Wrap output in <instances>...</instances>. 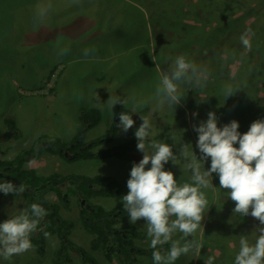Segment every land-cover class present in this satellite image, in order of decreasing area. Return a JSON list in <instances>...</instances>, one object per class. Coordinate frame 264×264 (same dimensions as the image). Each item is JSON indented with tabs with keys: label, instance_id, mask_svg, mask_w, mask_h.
<instances>
[{
	"label": "rangeland",
	"instance_id": "1",
	"mask_svg": "<svg viewBox=\"0 0 264 264\" xmlns=\"http://www.w3.org/2000/svg\"><path fill=\"white\" fill-rule=\"evenodd\" d=\"M42 1L43 5L30 6L24 18L12 13V17L0 14V132L8 130L6 121L11 123V129L18 131V138L6 143V158L31 148L41 135L55 137L59 144L69 145L78 132L79 123L75 121H79V113L92 108L100 112L101 119L85 132L83 143L103 136L112 121V111L105 104L110 96L127 99L125 106L118 105L132 112L135 125L126 134L120 130L112 141L92 144V154L98 155L122 142L136 140L134 132L142 123L140 115H143L148 116L153 125L150 139L172 146L178 158L181 145L190 144L189 153L193 151L199 157L198 135L193 127L199 126L197 118L200 115H207L205 106L196 109L204 95L201 87L195 82L182 83L181 99L173 108L167 102L159 103L155 89L160 76L170 74V66L177 56L184 55L192 62L199 59L205 34L194 40L191 35L200 32V25L192 31L189 18L183 14L168 16L167 10L160 8L161 2L153 3V0ZM231 1L224 0L225 4ZM43 9L46 14L41 12ZM227 15L230 14L226 13L223 18ZM245 24L238 34L249 32L248 22ZM225 40L223 36L218 38L214 50ZM232 41L234 38L227 42ZM190 45L199 53L190 52ZM71 59L79 60L65 64ZM58 63L65 67L60 68ZM254 100L258 109H263L264 99L255 94ZM194 113L198 115L194 117ZM142 158L136 146L129 151L127 159L89 157L67 161L58 154L42 153L24 167L34 169L39 176L112 178L117 182L119 194L89 202L111 210L123 209L120 200L128 193L126 182L131 167ZM185 163L179 158L176 165L171 161L165 165V170L173 172L181 184L191 182L192 173L184 168ZM204 166L207 170L210 158ZM212 184L213 187L203 189L208 207L201 228L195 234L201 244L200 252L191 251L175 264H204L210 256L214 257V264H226L227 255L238 253L241 235L247 237L250 229L261 226L250 215L244 217L234 213L235 203L227 196L229 190L220 188L216 174H213ZM63 188L61 194L67 196L70 191ZM47 198L59 206L60 217L74 223L69 239L81 252L65 247L64 255L63 251L58 254V239L43 236V256L32 247L10 260L0 256V264H92L83 260L82 253L95 264H120L115 253L110 254L111 259H106L102 249H90L91 235L82 228L79 218V210L86 203L80 207L72 195H68L64 202L69 206L66 210L52 193ZM27 205L25 199L0 193V223L18 215ZM144 224L143 220L131 224L126 218L114 228L121 230L123 226H132L145 235L144 239H133V246L152 249ZM173 239H181V234L177 233ZM249 241L252 242L251 237ZM169 248L170 244H165L162 251ZM132 260L133 264H153L152 256L148 255L133 254Z\"/></svg>",
	"mask_w": 264,
	"mask_h": 264
},
{
	"label": "trees",
	"instance_id": "2",
	"mask_svg": "<svg viewBox=\"0 0 264 264\" xmlns=\"http://www.w3.org/2000/svg\"><path fill=\"white\" fill-rule=\"evenodd\" d=\"M149 1L146 0V2ZM196 1L153 0L151 2H161L160 8L166 9L169 13L168 16L174 17L177 14H183L186 19L189 18L192 31L196 27L199 29L200 25V32H193L191 39L194 40L196 36L205 34L201 41L202 50L199 53L195 51L193 45L189 46L190 52L199 53V59H196L194 63L207 72V78L202 82L203 86H200V91L204 95L201 97V103L196 104V109L205 106L207 114L208 112H215L218 118V127L236 120L240 125L238 131L244 134L254 121L264 119L262 114L264 107L258 109L254 100L255 94L264 99V0H232L229 4H225L224 0ZM42 2V0H0V14L12 17V13L16 17L24 18L29 12L30 6L43 5ZM169 8L172 9L169 11ZM226 13L230 15L223 18ZM245 22H248L250 27L247 36L251 44L250 50L241 43L240 37L243 33L238 34L243 30L242 27L247 25ZM222 36L226 37L227 41L234 38V41L228 43L225 40L226 42L218 50H214L213 45ZM191 44L193 43L191 42ZM226 86L233 88V96L227 97L225 95ZM121 112L132 115L130 110L119 105L115 106L112 110V121L105 134L84 144L85 132L97 125L101 115L96 108L81 111L78 115L77 135L69 145L59 144V140L55 137L41 135L34 140L31 148L21 150L19 154H14L10 159L5 157L7 154L6 143L12 139H17L18 131L11 129V123L6 121L8 130L0 132V182L10 181L13 184L23 186L24 191L14 196L27 200L26 209L31 204L38 203L48 212V215L40 222L39 229L41 230L36 231L31 236L33 249L39 256L44 255L43 236L45 233L58 239V254L63 251L62 255H64L65 247L81 252L69 239L74 223L60 217L59 206L47 198L50 193L62 201L66 210L69 209V206L64 202L68 195H72L80 207L86 203V206L79 210V218L82 228L91 235V250L102 249L106 259H111L110 254L115 253L120 264H133V254L151 256L153 249H137L132 243L133 239L137 237L144 239L145 235L137 232L132 226H123L121 230L114 228V225L121 224L128 218L126 211L116 208L105 210L100 205L89 203L91 199L114 197L119 194L120 190L114 179L101 176L93 178L84 176L62 177L58 174L39 176L34 169H25L24 167L25 163L36 160L44 152L58 154L67 161L89 157L127 159L129 151L137 145V140L122 142L98 155L90 152L92 144L109 142L115 138L120 131L117 125ZM206 119L207 115H200L197 118V123L206 121ZM234 146L238 147V144ZM65 153L66 156H64ZM52 181H57V183ZM61 183L63 185H59ZM63 187L70 191L69 193L66 192L67 196L61 194ZM256 229L252 228L247 233V237H251L253 243L257 235ZM222 243L227 247L224 241ZM224 252L223 255L226 256ZM236 254L235 252L232 256L227 255L226 264H233ZM80 255L85 262L90 261L95 264V261L85 254Z\"/></svg>",
	"mask_w": 264,
	"mask_h": 264
},
{
	"label": "clouds",
	"instance_id": "3",
	"mask_svg": "<svg viewBox=\"0 0 264 264\" xmlns=\"http://www.w3.org/2000/svg\"><path fill=\"white\" fill-rule=\"evenodd\" d=\"M247 36L245 32L240 40L250 50ZM206 78V70L184 55L177 56L170 66V74L160 76L155 96L159 103L167 102L173 108L181 99L179 89L182 83L195 82L203 86ZM232 94L233 88L226 86L225 95L231 97ZM127 103V99L110 96L105 104L112 111L116 105L125 106ZM196 115L193 114L194 117ZM132 116L127 112L119 113L117 127L125 134L135 125ZM140 120L142 123L134 136L137 150L143 158L133 163L126 182L128 193L122 196L120 203L131 224L145 221L147 237L153 249V264H175L191 251L200 252L201 244L195 234L201 228L203 214L208 207L203 189L213 187V174L218 177L220 188L229 190L227 196L235 203L234 213L244 217L250 215L261 225L256 229L254 243L241 235L233 264H264V119L254 121L249 130L241 134L236 120L218 127L215 112H208L206 121L193 127L198 135L196 148L199 157L193 151L189 153L192 149L190 144L180 147L179 158L186 161L184 168L192 173L191 182L182 184L175 179L173 172L165 170L166 164L171 161L176 165L179 159L172 146L150 139L153 125L149 117L140 115ZM237 144L238 147H235ZM209 158L210 166L206 170L204 165ZM23 191L22 185L0 182V193L5 196L19 195ZM47 215L43 206L33 203L18 215L0 223V256L10 260L30 251L33 247L31 236L41 230L40 222ZM177 233L181 234V239H173ZM48 235L45 233L46 237ZM165 244H170V248L162 251ZM204 264H214V257H208Z\"/></svg>",
	"mask_w": 264,
	"mask_h": 264
},
{
	"label": "crops",
	"instance_id": "4",
	"mask_svg": "<svg viewBox=\"0 0 264 264\" xmlns=\"http://www.w3.org/2000/svg\"><path fill=\"white\" fill-rule=\"evenodd\" d=\"M42 13L43 14H46L45 13V11L44 10H42ZM79 59H71V60H67L66 61V63L65 64H71V63H73V62H76V61H78ZM59 64V67L60 68H64L65 67V65L63 64V63H58ZM57 67V66H56ZM58 68V67H57ZM60 74V73H59ZM58 74V75H59ZM79 123V121H75V124H78ZM44 153H46V152H44ZM7 159H10V158H7Z\"/></svg>",
	"mask_w": 264,
	"mask_h": 264
},
{
	"label": "flooded vegetation",
	"instance_id": "5",
	"mask_svg": "<svg viewBox=\"0 0 264 264\" xmlns=\"http://www.w3.org/2000/svg\"><path fill=\"white\" fill-rule=\"evenodd\" d=\"M68 181H71V180H68ZM52 182L57 183V181H52ZM59 185H63V184L61 183ZM131 250H133V249L131 248Z\"/></svg>",
	"mask_w": 264,
	"mask_h": 264
}]
</instances>
